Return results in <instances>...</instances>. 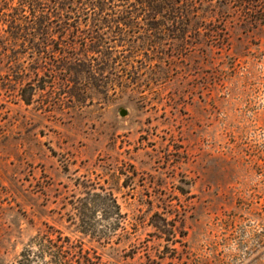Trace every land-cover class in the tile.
Wrapping results in <instances>:
<instances>
[{"label":"rangeland","instance_id":"1","mask_svg":"<svg viewBox=\"0 0 264 264\" xmlns=\"http://www.w3.org/2000/svg\"><path fill=\"white\" fill-rule=\"evenodd\" d=\"M139 1L0 0V264H264V0ZM83 182L118 226L77 230Z\"/></svg>","mask_w":264,"mask_h":264},{"label":"trees","instance_id":"2","mask_svg":"<svg viewBox=\"0 0 264 264\" xmlns=\"http://www.w3.org/2000/svg\"><path fill=\"white\" fill-rule=\"evenodd\" d=\"M140 6L162 10L167 6L172 7L171 0H140ZM169 4V5H168ZM33 90V85H28ZM21 98L25 103H30V96L26 92L21 93ZM78 185V183H75ZM83 188L81 195L71 199L72 217L76 222L77 230L81 233L98 236V232L104 234L103 230L97 229L99 221L106 220L107 215L112 214L118 226L119 220L123 217L119 204L113 193L102 186L95 184L81 183ZM97 214L105 217L96 221ZM70 220V221H71ZM101 235V234H100ZM46 257H48L46 259ZM18 264H104L100 261L95 252L90 253L80 246L74 245L68 237L61 235H36L30 244L20 253Z\"/></svg>","mask_w":264,"mask_h":264},{"label":"water","instance_id":"3","mask_svg":"<svg viewBox=\"0 0 264 264\" xmlns=\"http://www.w3.org/2000/svg\"><path fill=\"white\" fill-rule=\"evenodd\" d=\"M120 113L123 115V114H125V111H124V110H122Z\"/></svg>","mask_w":264,"mask_h":264}]
</instances>
